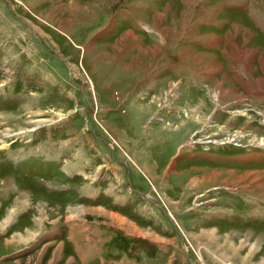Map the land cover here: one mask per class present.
<instances>
[{
	"label": "rangeland",
	"instance_id": "obj_1",
	"mask_svg": "<svg viewBox=\"0 0 264 264\" xmlns=\"http://www.w3.org/2000/svg\"><path fill=\"white\" fill-rule=\"evenodd\" d=\"M261 139L264 0H0L1 210L55 220L11 258L264 264Z\"/></svg>",
	"mask_w": 264,
	"mask_h": 264
},
{
	"label": "crops",
	"instance_id": "obj_2",
	"mask_svg": "<svg viewBox=\"0 0 264 264\" xmlns=\"http://www.w3.org/2000/svg\"><path fill=\"white\" fill-rule=\"evenodd\" d=\"M42 160H43V162H45L44 159H42ZM16 164H18V163H16ZM28 164H30V163H28ZM43 166H45V164H43ZM12 179H14V178L12 177ZM14 188H16V185H14ZM1 189L2 190H9L7 188H1ZM1 197H3L4 200L5 199L9 200L8 204H7L8 206L10 204H13V202H15V200H17L21 206L25 204V201H23L24 194L18 195L14 199L11 191L9 190L8 192H5V191L1 192L0 199H1ZM5 197H7V198H5ZM58 198L59 197H57L55 199L59 200V203L56 202L54 199H52L53 202H51V203L59 205L61 202H60V199H58ZM36 203L37 204L35 206L36 207L35 211L37 212L38 217L33 219V223L31 225L29 224L30 226H27L28 224L25 223V225L22 224L24 226L23 227V226H20V222L18 221L16 216L14 219V215L16 212L12 213V211H10V210H7L6 212L5 211L2 212L1 209L3 207V204L0 202V261L4 260V259H8L3 264H5V263L6 264H45V263L40 262L39 259H37L36 262H33L32 260H30L29 255H26L23 257H20L17 255V257L14 256V258L10 257L11 255L19 252V250L33 246L34 230L39 224L41 226V229L39 230L38 236L47 235V234L51 233L52 231H54L55 220H52L49 222L48 219L46 218V217H48L46 214L49 210L48 209V205H50L49 202L47 201L48 205L38 204V202H36ZM17 212H19V211H17ZM64 222H67V221L65 220ZM8 223H9V225H8ZM46 223H48L47 229L45 228ZM118 226L121 227L120 224ZM20 227H23V228L21 229ZM120 229L123 231L122 227ZM62 230H64V229L61 228V231ZM66 230H67V237L68 238L73 237L74 241H75V243L73 241L72 246L71 245L70 246L68 245V246L71 247L72 251L75 253L76 256H78L82 261H84L83 259H84L86 254L82 251L80 252L81 254H79V251H78L79 248L77 245V238L75 239L76 234H79V236H81V237L83 236V234H84L83 230L80 229V227L78 226V223H75V222L71 223L70 225L68 224V229H66ZM76 230L79 231V233H76ZM58 232H59V230H58ZM62 238L64 241L65 237L63 235H62ZM98 240H99V238H98ZM63 244L64 243L61 242V244L59 245V248L56 247L51 251V254L53 257L59 256V254H61L60 256L65 255V252L62 251V245ZM40 247H38L37 250H34L33 252H31L30 255H32L36 251H38V249ZM64 247L67 248V245ZM66 259H67V262H69V263L71 262L72 264H76V262H77V260L73 256L68 257ZM102 259H103V257L101 258V261L103 263ZM108 262H110V261H108ZM108 262H106V263H108ZM119 263L123 264V261L118 260L117 264H119Z\"/></svg>",
	"mask_w": 264,
	"mask_h": 264
},
{
	"label": "bare ground",
	"instance_id": "obj_3",
	"mask_svg": "<svg viewBox=\"0 0 264 264\" xmlns=\"http://www.w3.org/2000/svg\"><path fill=\"white\" fill-rule=\"evenodd\" d=\"M247 78V77H246ZM243 137V136H242ZM259 144L264 146V139L259 140Z\"/></svg>",
	"mask_w": 264,
	"mask_h": 264
}]
</instances>
